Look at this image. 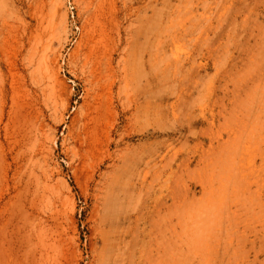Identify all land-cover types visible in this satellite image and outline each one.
I'll return each instance as SVG.
<instances>
[{
	"label": "rangeland",
	"instance_id": "rangeland-1",
	"mask_svg": "<svg viewBox=\"0 0 264 264\" xmlns=\"http://www.w3.org/2000/svg\"><path fill=\"white\" fill-rule=\"evenodd\" d=\"M3 89L44 264H264V0H0Z\"/></svg>",
	"mask_w": 264,
	"mask_h": 264
},
{
	"label": "bare ground",
	"instance_id": "bare-ground-1",
	"mask_svg": "<svg viewBox=\"0 0 264 264\" xmlns=\"http://www.w3.org/2000/svg\"><path fill=\"white\" fill-rule=\"evenodd\" d=\"M1 95L4 98L0 108L2 117L7 104V95L4 89ZM13 110L12 106V110H9L7 114H11ZM9 167L10 164L4 170L6 178L9 176ZM16 175L14 173L12 176L11 190L5 188L6 192L0 193V264H20L22 258L34 260V264H44L49 254V246L43 239V233L36 230V223L28 222L29 215L27 216L18 206L22 190L20 189V191L17 186Z\"/></svg>",
	"mask_w": 264,
	"mask_h": 264
}]
</instances>
